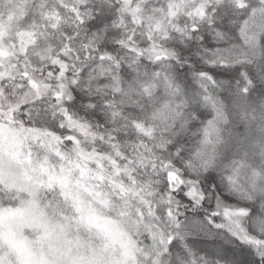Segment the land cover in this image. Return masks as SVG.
Instances as JSON below:
<instances>
[{"label":"snow or ice","instance_id":"6c2138e0","mask_svg":"<svg viewBox=\"0 0 264 264\" xmlns=\"http://www.w3.org/2000/svg\"><path fill=\"white\" fill-rule=\"evenodd\" d=\"M0 264H264V0H0Z\"/></svg>","mask_w":264,"mask_h":264}]
</instances>
